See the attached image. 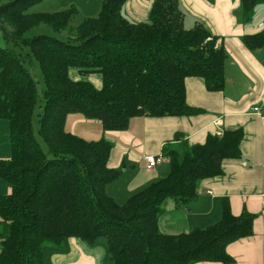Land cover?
<instances>
[{"label": "trees", "instance_id": "16d2710c", "mask_svg": "<svg viewBox=\"0 0 264 264\" xmlns=\"http://www.w3.org/2000/svg\"><path fill=\"white\" fill-rule=\"evenodd\" d=\"M45 0H0V31L6 42L29 53L0 45V119L10 123V160H0V179L12 193L0 196V264H44V247H62L75 238L89 247L106 240L111 264H232L227 247L253 235L255 216H234L223 203L221 220L206 229L176 236L160 232L164 204L188 207L200 182L222 174L225 160L241 156L243 131L210 135L202 144L166 147L167 177L119 205L108 186L123 176L109 167L112 144L86 141L66 131L70 114L99 121L105 132L128 129L135 118L191 117L198 111L186 100V81L200 79L207 91L223 92L228 59L224 44L203 24L184 27L178 0H155L147 23L126 19L128 0H102L101 12L77 28L76 7L58 13H29ZM264 0H239L242 25L254 20ZM41 26L55 33L70 30L62 41L46 34L30 36ZM248 50L264 48V29L246 35ZM39 64L45 89L39 135L52 158L42 151L34 133L37 82L26 67ZM100 74L102 88L73 81Z\"/></svg>", "mask_w": 264, "mask_h": 264}, {"label": "crops", "instance_id": "0c3cea01", "mask_svg": "<svg viewBox=\"0 0 264 264\" xmlns=\"http://www.w3.org/2000/svg\"><path fill=\"white\" fill-rule=\"evenodd\" d=\"M101 1L86 0L90 7L83 5L87 11L86 19L98 17ZM178 1L184 14L185 29L205 25L220 37V43L231 56L226 63L225 76L229 82L224 91L209 92L200 79L189 78L186 81V100L189 107L198 111L195 116L135 118L125 131L105 132L99 121L85 119L81 114H70L65 129L89 142L105 140L112 144L108 165L110 169L123 170L124 174L111 183L107 191L119 205H124L133 195L169 174L170 163L163 156L167 146L182 149L202 144L208 136H217L219 131L224 136L225 131L242 130L241 156L225 160L220 176L201 181L198 196L188 207L167 200L158 226L162 234L170 236L206 229L221 220L223 203L227 200L234 216L243 212L255 216L253 235L227 247V253L234 259L232 264H264V122L252 113L254 106L264 107V48L251 51L243 43L246 35L258 33L257 23L264 17V10L255 15L250 24L242 25L236 15L239 0ZM67 2L74 6L78 0ZM154 2L128 0L122 14L131 22L147 23ZM41 5L35 8L36 13L52 12ZM0 45L4 46L1 31ZM69 76L73 81H81L84 77L97 89L102 88V78L93 81L92 75L82 76L73 69H70ZM0 140V147L4 150L0 160H10V130L2 120ZM147 156L162 157L164 161L158 168L150 170ZM11 193L10 184L0 179V196ZM67 245V253L53 257L58 264H104L105 250L100 255L95 247L89 250L85 243L75 238L69 239Z\"/></svg>", "mask_w": 264, "mask_h": 264}, {"label": "rangeland", "instance_id": "374dc122", "mask_svg": "<svg viewBox=\"0 0 264 264\" xmlns=\"http://www.w3.org/2000/svg\"><path fill=\"white\" fill-rule=\"evenodd\" d=\"M41 4H44V6L47 7L48 11H52V12H50L51 14L52 13L62 12V11H65V10L69 9L70 7H72L71 6L72 4H68L67 0H45V2L43 1V3L41 2V3L33 6L29 10V13H36L35 12V10H36L35 8H40L39 6H43ZM0 5H2V4H0ZM73 5L78 10V14L76 15V17L72 21L71 28H77L86 19L85 15H87V11H86L85 7L86 8H90V7L87 5L86 0H78V2H76ZM100 5H101V3H100ZM262 10H264V4L258 6V9L256 10L255 15H257V14L259 15L260 11H262ZM40 33L46 34V35H49V36H53V37H55V38H57L59 40H62V41H72L74 39L73 35H71V33H70V30L62 31L61 33H55L48 26H41L40 29L32 31L30 36H34V35H37V34H40ZM4 47H6L9 50L16 51V53L27 54V53L30 52L28 48H25L24 51L17 50V49L15 50L14 45L11 42H6L5 40H4ZM227 55H229V54H227ZM228 57L231 58V56H228ZM26 67L30 70L32 76L34 77V79L37 82L38 94H39L38 95L39 96L38 105L36 107L35 114H34V120H33L34 133H35L36 139H37L42 151L48 156V158L51 159L52 155H51L48 147L46 146V144L44 143V141L42 140V138L39 135V131H40V115H41L42 110L44 108L43 92H44V89H45V84H44L42 72H41L39 64L37 62H35V61H33V62L27 61ZM73 70H75V69H73ZM90 75L93 76V78H92L93 81H95L97 79L98 80L101 79L100 74H98V73H93V74H90ZM82 79L84 80L85 78L83 77ZM86 79L89 80V77H87ZM227 82H229L228 79H227ZM0 120L5 122L6 124H8L9 125V130H10V123L8 122V120H5V119H0ZM0 145H2V140H0ZM8 149H9V152L11 153V155H12V148H11V144H10L9 140H8ZM3 151L4 150L0 147V155L3 153ZM169 173H170V171H169ZM168 175L169 174H167L166 177ZM85 246L89 250H93V248H91V247H89L87 245H85ZM88 249H84V251L85 252H90ZM68 250L69 249H68L67 242H65L62 247H57V248L52 246V245H50V244L45 245V247H44V264H58L57 263V259H55V258L53 259V257L55 255H62L64 253H67ZM94 250L96 252H98V254H100V255H102V251L105 250L106 257L104 258V264H111V263H109L107 261V256L108 255H107L106 240H104V239L101 240L100 243L98 244V246H96L94 248Z\"/></svg>", "mask_w": 264, "mask_h": 264}, {"label": "built area", "instance_id": "2783aa9c", "mask_svg": "<svg viewBox=\"0 0 264 264\" xmlns=\"http://www.w3.org/2000/svg\"><path fill=\"white\" fill-rule=\"evenodd\" d=\"M257 29L258 30L264 29V17L257 23ZM252 113L260 117L261 120L264 122V107L254 106V108L252 109ZM217 136L221 138L223 136V132L219 131L217 133ZM163 161L164 159L162 157H155V156L146 157L147 167L150 170L158 168L160 165H162Z\"/></svg>", "mask_w": 264, "mask_h": 264}]
</instances>
